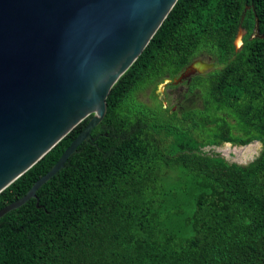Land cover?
Instances as JSON below:
<instances>
[{"label": "trees", "instance_id": "obj_1", "mask_svg": "<svg viewBox=\"0 0 264 264\" xmlns=\"http://www.w3.org/2000/svg\"><path fill=\"white\" fill-rule=\"evenodd\" d=\"M202 50L221 64L199 94L203 108L197 96L181 111L134 97L176 79ZM197 117L207 141L195 136ZM89 120L0 194V210L54 167ZM91 135L37 199L0 219V264H264V0H178ZM254 141L262 149L248 165L202 150Z\"/></svg>", "mask_w": 264, "mask_h": 264}, {"label": "water", "instance_id": "obj_2", "mask_svg": "<svg viewBox=\"0 0 264 264\" xmlns=\"http://www.w3.org/2000/svg\"><path fill=\"white\" fill-rule=\"evenodd\" d=\"M177 1L0 0V194L90 117L54 167L2 208L0 219L37 199L78 147L93 140L111 90Z\"/></svg>", "mask_w": 264, "mask_h": 264}, {"label": "rangeland", "instance_id": "obj_3", "mask_svg": "<svg viewBox=\"0 0 264 264\" xmlns=\"http://www.w3.org/2000/svg\"><path fill=\"white\" fill-rule=\"evenodd\" d=\"M245 34V31L239 34L237 48L242 46L243 37ZM196 60L198 61H196L197 63H194L190 69L183 71L180 76L175 79L174 89H171V81H169V86L166 85L165 80L167 78L159 79L156 83L148 86L147 89H141L137 92L138 95L140 94V101L147 103V106L156 107L161 104L164 108H170L172 111H181L182 108H192V102L194 101L193 96H197L198 98H196L197 102L195 107L203 108V102L199 94H201L203 97L206 96L208 88L207 77H210L213 73L218 71L221 68V64L215 55L209 53L206 50L198 52ZM195 70H199L200 74L193 73ZM199 77L206 79H200ZM193 86H196L198 90L195 89L193 92H191ZM195 121V125H197L199 129L196 130V138H199L200 142L202 140L207 141V137L210 138V136L206 134H202L200 137H198L204 124L203 119L197 117ZM168 128L169 132L171 133V137L164 140V147L167 154H172L175 144L177 143H175V137L178 135H175V123L174 125H169ZM261 149L262 145L260 143H254L246 149H242L241 146L237 145H232L229 147L226 144H223L221 146L205 147L202 150L207 153H212V151H226L228 154H230V156H233L232 158L229 157L230 160L237 161L241 165H248L259 156ZM237 154H240L239 157Z\"/></svg>", "mask_w": 264, "mask_h": 264}, {"label": "flooded vegetation", "instance_id": "obj_4", "mask_svg": "<svg viewBox=\"0 0 264 264\" xmlns=\"http://www.w3.org/2000/svg\"><path fill=\"white\" fill-rule=\"evenodd\" d=\"M197 56V55H196ZM196 56H195V58L192 60V62L184 69V71H186L187 69H190V67H192L193 65H194V63H197L198 61L196 60ZM197 61V62H196ZM193 73H195V74H200V71L199 70H195V71H193ZM164 78H167L166 80H165V83H166V85L167 86H169L170 84H169V81H171L170 83H171V85H172V88L171 89H174L175 88V78H172V79H170V77L169 76H165ZM148 86H150V84L149 85H146L142 90H145V89H147L148 88ZM170 89V90H171ZM138 92V91H137ZM137 92L135 93V95H134V97L138 100V101H140V98H139V96H140V94L138 95L137 94ZM140 102H142V101H140ZM142 103H145V102H142ZM145 104H147V103H145ZM175 111V110H174ZM215 152H217V151H215ZM220 153V152H219ZM221 154H223V153H221ZM234 154H235V152H234ZM231 158L233 157V156H230ZM228 160H230V158L228 159ZM231 161V160H230Z\"/></svg>", "mask_w": 264, "mask_h": 264}]
</instances>
